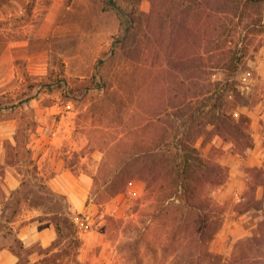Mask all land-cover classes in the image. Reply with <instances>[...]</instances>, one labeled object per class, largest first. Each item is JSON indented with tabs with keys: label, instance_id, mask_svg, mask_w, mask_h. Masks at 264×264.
I'll return each instance as SVG.
<instances>
[{
	"label": "rangeland",
	"instance_id": "1",
	"mask_svg": "<svg viewBox=\"0 0 264 264\" xmlns=\"http://www.w3.org/2000/svg\"><path fill=\"white\" fill-rule=\"evenodd\" d=\"M116 3L0 0V120L15 125L9 155L25 172L3 218L74 224L16 264H264V221L246 223L251 235L230 223L259 202L226 191L228 160L252 144L237 112L257 101L242 78L257 74L264 0ZM184 131L220 167L192 207L175 179ZM115 174L130 181L111 193Z\"/></svg>",
	"mask_w": 264,
	"mask_h": 264
},
{
	"label": "crops",
	"instance_id": "2",
	"mask_svg": "<svg viewBox=\"0 0 264 264\" xmlns=\"http://www.w3.org/2000/svg\"><path fill=\"white\" fill-rule=\"evenodd\" d=\"M63 0H50V4H59ZM255 66V76H244L242 83L245 88L251 90L250 95L256 93L257 101L250 107L240 109L238 114H245L249 118L250 135L252 144L248 148L245 157L232 156L228 162V184L226 191L229 193L250 192V199L259 202L257 209L252 206L244 208L230 223L241 226L244 233H248L247 222L255 221L249 226L256 227L257 221H264V43L258 50L257 58L250 60ZM14 124L11 120H0V264H16L19 256L12 249L13 239L16 237L24 246L37 241L41 246H48L56 236L55 226L43 221L30 220L25 222V216L17 215L14 219L6 221L4 212L13 203V195L21 187L25 172L19 167L24 166L18 158V150L13 151V157L9 155L10 148L16 147L14 139ZM31 143H27L30 147ZM41 155L34 154L32 159L39 166ZM34 165V164H33ZM255 172L251 175V171ZM58 175L55 174V178ZM245 197L243 196L242 199ZM240 200V198H238ZM254 211H257L254 212ZM9 229L12 233H7ZM247 235H251L249 232Z\"/></svg>",
	"mask_w": 264,
	"mask_h": 264
},
{
	"label": "trees",
	"instance_id": "3",
	"mask_svg": "<svg viewBox=\"0 0 264 264\" xmlns=\"http://www.w3.org/2000/svg\"><path fill=\"white\" fill-rule=\"evenodd\" d=\"M106 4L111 5L113 7H117L116 0H103ZM124 37H120L117 41L123 40ZM241 56H238L234 61H232V67L236 68L237 62L240 60ZM203 111V112H202ZM201 113H207L209 108H205ZM208 114V113H207ZM196 114L190 115V120L196 119ZM223 121H231L234 124V127L238 128V124H235L233 121V117L227 115L225 113L218 114ZM219 132L221 129L217 128ZM191 133L188 131H184L180 138H177L174 148H176V154L179 158L177 162H175L174 167L176 168V176L175 179L178 180V185L180 187V194L178 199L182 204L192 207L194 204L189 203V198L192 197L190 195V191H193L196 186L204 185V184H217L219 183L217 177L219 175L220 167L210 161L205 160L198 148L191 142H186V140L191 138ZM130 178V177H129ZM129 178H125L119 174H115L112 179L109 181L108 191L111 193L118 192L122 189L129 180ZM201 228H204V220L202 219ZM73 221L68 217H59V219L55 223L56 234L60 236L74 237L73 231H71V227L73 226ZM75 239V238H73ZM52 243L46 247V249H50ZM12 249L17 253L20 259V250L25 247L23 243L17 239L16 237L13 239V243L11 245Z\"/></svg>",
	"mask_w": 264,
	"mask_h": 264
}]
</instances>
